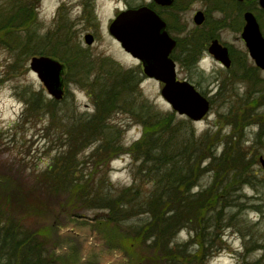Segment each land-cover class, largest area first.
Listing matches in <instances>:
<instances>
[{
    "label": "rangeland",
    "instance_id": "rangeland-1",
    "mask_svg": "<svg viewBox=\"0 0 264 264\" xmlns=\"http://www.w3.org/2000/svg\"><path fill=\"white\" fill-rule=\"evenodd\" d=\"M62 1L67 4L66 8H61ZM76 1L0 0V191L8 196L26 192L25 201L38 205L37 210L34 205L13 207V214L31 211L26 220L32 227L52 226L54 246L49 256L54 264H130L114 240L103 235L105 228L96 220L99 213L66 210L58 199L52 197L45 198L49 200L42 203L33 197L31 191L35 189L37 172L56 162L52 159L58 147L66 141V134L68 138L70 125L83 122L94 113V94L99 83L117 71L132 69L142 77L139 91L121 94L116 103L117 110L108 111L107 132L111 136L114 133L112 146L106 152L93 155L94 139L78 146L76 153L82 163L78 171L89 173L96 180L107 178L115 187L131 184L137 164L130 152L143 131L131 116V109L136 110L139 101H147L155 111L171 115L175 124L188 122L179 125L186 129L177 128L183 134L192 132L198 137L208 132L212 137L209 149L214 148L216 156L220 155L224 144L231 143L230 153L239 147L252 157L249 168L256 177L251 179L250 185L241 182L238 176L227 177L226 184L231 182L234 192L226 196L216 188L211 193L217 203L226 200L236 207L225 209L227 213L219 224L221 229L213 245L216 248H212L213 254L204 255L199 248L190 247L194 253L192 263L264 264V171L258 162L259 158H264V72L256 70L246 56L240 32L212 30L216 17L209 9L211 0H185L187 7L172 27V36L181 40V48L173 54L176 76L178 80L191 83L210 99L207 115L198 122H190L173 113L160 95L162 85L146 78L137 60L124 53L108 34L106 24L110 18L111 0H94V10H72L70 5ZM243 1L244 10L254 14L264 35V11L258 0ZM195 11H207L209 24L194 27L192 16ZM85 36L93 37L90 45L84 42ZM211 36L232 48L235 68L230 67L229 79L225 78L227 72H223L202 47ZM194 39H200L202 50L188 52L184 46L189 47ZM51 53L55 56L49 55ZM77 53L83 57L81 70L70 60ZM35 57H47L63 66V98L57 101V105L48 103L52 99L30 70V61ZM31 92L39 93L40 101L35 112L27 113L22 108L29 101ZM212 181V173H200L193 192L207 188ZM222 182L224 178L214 187ZM68 197L74 199L73 195ZM8 204L15 206L18 203L10 198ZM36 211L39 217L35 215ZM229 215L233 218H228ZM116 231L118 236L119 231ZM188 236L187 230H182L174 241L187 242ZM198 242L194 238L193 244ZM141 264L149 262L144 260Z\"/></svg>",
    "mask_w": 264,
    "mask_h": 264
},
{
    "label": "trees",
    "instance_id": "trees-1",
    "mask_svg": "<svg viewBox=\"0 0 264 264\" xmlns=\"http://www.w3.org/2000/svg\"><path fill=\"white\" fill-rule=\"evenodd\" d=\"M209 4L211 11L216 10L223 15L222 23L217 26L239 32L244 1L211 0ZM199 41L196 39L190 45L187 43L189 47L184 48L188 52L202 49ZM177 48H181V40H178ZM49 55L55 56L54 53ZM70 60L81 70L82 55L74 54ZM141 79L139 73L128 69L110 74L99 83L94 94V113L87 120L70 125L68 138L66 134V141L58 147L60 150L52 159L56 162L37 172L35 189L31 192L42 203L49 200L45 198L52 197L58 199L66 210L99 213L96 220L105 228L103 235L114 240L130 264H141L144 260L149 264H193L191 256L194 253L190 247L199 248L204 255L213 254L212 248H216L213 245L221 229L219 224L227 213L225 209L236 207L226 203V200L217 203L211 193L216 188L226 196L234 192L231 182L226 184L233 176L250 185L251 179L256 177L249 168L252 157L239 147L230 153L231 143L224 144L220 155L216 156L214 148L209 149L212 137L208 132L198 137L191 131L183 134L178 129L185 127L179 125L184 126L188 122L175 124L171 115L155 111L147 101H139L137 109H131V116L143 130L141 139L130 152L137 164L131 184L115 187L109 184L107 178L96 180L89 173L79 172L82 163L77 157V147L94 139L93 155L106 152L112 146L114 133L111 136L107 132L108 111L117 110L116 103L121 94L138 92ZM91 88L94 90L95 84ZM38 97L39 93L31 92L23 108L25 112L36 111L40 101ZM48 103L57 105L54 100ZM200 173H212L214 181L207 188L193 192L194 182ZM223 178L225 185L219 183L220 186L214 187ZM69 195H73L74 199ZM25 197L26 192L8 196V193L0 191V264H54L49 256L54 246L52 226L49 224L43 229L32 227L26 220L31 211L13 214V207L20 205H34V210H37L38 205L26 202ZM10 198L17 200L18 204H8ZM35 215L39 217L37 211ZM228 218H233V215ZM116 230L119 231L118 236ZM182 230H187L189 241L176 243L174 240ZM194 238L199 241L196 245L193 244Z\"/></svg>",
    "mask_w": 264,
    "mask_h": 264
},
{
    "label": "water",
    "instance_id": "water-1",
    "mask_svg": "<svg viewBox=\"0 0 264 264\" xmlns=\"http://www.w3.org/2000/svg\"><path fill=\"white\" fill-rule=\"evenodd\" d=\"M258 5L264 11V0H258ZM125 18V23L117 21L110 27V35L119 41L122 49L131 57L139 60L143 74L163 84L161 97L178 115H184L192 121L200 120L209 109L206 98L201 96L188 82H179L175 76V65L169 58L175 46L168 34L164 31V24L152 13H134ZM203 14L197 12L193 18L196 25L203 22ZM244 25L241 39L248 51V56L255 66L264 71V38L260 33L256 19L249 12L243 15ZM123 25H130V31H123ZM85 43H92L91 36H85ZM208 53L225 67L229 66L227 49L217 40H213L208 47ZM30 70L43 84L47 95L54 100L62 97V65L47 57L32 58ZM264 170V160L259 159Z\"/></svg>",
    "mask_w": 264,
    "mask_h": 264
},
{
    "label": "flooded vegetation",
    "instance_id": "flooded-vegetation-1",
    "mask_svg": "<svg viewBox=\"0 0 264 264\" xmlns=\"http://www.w3.org/2000/svg\"><path fill=\"white\" fill-rule=\"evenodd\" d=\"M224 1H233V0H224ZM238 3H242V0H235ZM112 5L110 10V18L107 20L106 24V30H110V27L113 23H116L117 21H121L122 23H125V17H128L130 15H135L134 13L140 12V13H152L155 15L163 24H164V30L167 32V34L172 38L176 43H178L179 38L172 36L173 28L175 24L178 22V17L182 13L183 10L187 7L185 4V0H111ZM69 6V5H68ZM71 9L75 10L77 8L84 9V8H89L91 10H94L96 8V4L94 0H77L76 3L73 2V4L70 5ZM67 4L62 1L61 3V8H66ZM210 11V10H209ZM198 11H195L193 16H192V23L193 18L195 14ZM203 15V25L209 24V13L207 15V11H200ZM212 14L215 15L216 18L213 19V22L216 24L214 25V31H222L223 28L221 29L219 26L222 23V17L223 15L218 12V11H211ZM241 19L243 18L242 12L240 15ZM118 19V20H117ZM194 24V23H193ZM130 25H123L120 30L123 31H130L133 28H129ZM195 26V25H194ZM201 26H197L200 28ZM109 32V31H108ZM213 40H219L216 37L211 36L207 42L205 43L203 47L204 51L206 50L207 55L208 54V47L211 44ZM220 43V42H219ZM220 45L224 48L227 49L228 52V59H229V66H224L222 63L219 61H216L212 58V60L220 66L221 69H223V72H227L225 75V78H230L231 73L230 72V67L235 68V57L233 55L232 48L230 46H226L225 44ZM202 50V49H201Z\"/></svg>",
    "mask_w": 264,
    "mask_h": 264
}]
</instances>
